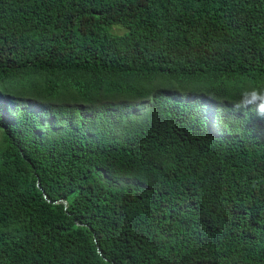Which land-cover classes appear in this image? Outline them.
<instances>
[{
  "label": "trees",
  "instance_id": "1",
  "mask_svg": "<svg viewBox=\"0 0 264 264\" xmlns=\"http://www.w3.org/2000/svg\"><path fill=\"white\" fill-rule=\"evenodd\" d=\"M0 90V264H264V0H0Z\"/></svg>",
  "mask_w": 264,
  "mask_h": 264
},
{
  "label": "rangeland",
  "instance_id": "2",
  "mask_svg": "<svg viewBox=\"0 0 264 264\" xmlns=\"http://www.w3.org/2000/svg\"><path fill=\"white\" fill-rule=\"evenodd\" d=\"M114 32H115V33H120L121 31H120L119 29H115ZM0 91H1V90H0ZM3 92H4V91H3ZM5 93H7V92H5Z\"/></svg>",
  "mask_w": 264,
  "mask_h": 264
}]
</instances>
